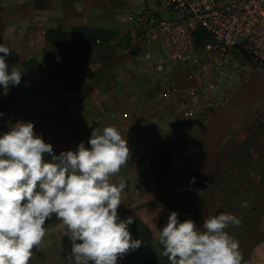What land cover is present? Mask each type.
<instances>
[{
  "label": "crops",
  "instance_id": "crops-1",
  "mask_svg": "<svg viewBox=\"0 0 264 264\" xmlns=\"http://www.w3.org/2000/svg\"><path fill=\"white\" fill-rule=\"evenodd\" d=\"M142 7L143 0H0V43L11 50L9 68L23 73L18 86L7 92L0 88V134L17 122H31L36 135L59 155L76 151L81 142L90 148L96 128H117L130 155L111 182L125 181L121 195L133 197L132 206L125 201L118 207L122 220L144 203L199 182L205 170L198 166L205 157L190 154L194 142L182 144L168 166L162 165L163 154L152 152L171 118L155 105L153 91L164 77L174 79L175 71L168 70V52L159 44H142L141 31L127 21ZM45 159L51 157L45 154ZM145 159L159 165L152 180L131 167ZM130 180L137 182L132 190ZM140 193L150 200L137 206ZM249 212L238 239L241 264H264V200ZM49 228L28 264H71V245L62 232L66 226L60 222ZM51 230L55 241L48 237ZM47 241L55 244L52 250Z\"/></svg>",
  "mask_w": 264,
  "mask_h": 264
},
{
  "label": "clouds",
  "instance_id": "clouds-1",
  "mask_svg": "<svg viewBox=\"0 0 264 264\" xmlns=\"http://www.w3.org/2000/svg\"><path fill=\"white\" fill-rule=\"evenodd\" d=\"M10 53L0 43V88L6 92L23 76L9 68ZM88 144L90 148L81 142L76 151L55 155L31 122H17L0 134V264H28L53 214L66 226L71 264H118L140 248L142 240L129 231L133 218L118 215L126 182H111L128 163V142L117 128L107 126L94 129ZM178 216L171 212L159 231L161 255L168 264H241L239 242L225 231L240 225L235 215L208 217L200 228Z\"/></svg>",
  "mask_w": 264,
  "mask_h": 264
},
{
  "label": "rangeland",
  "instance_id": "rangeland-1",
  "mask_svg": "<svg viewBox=\"0 0 264 264\" xmlns=\"http://www.w3.org/2000/svg\"><path fill=\"white\" fill-rule=\"evenodd\" d=\"M241 71L239 78L227 84L230 89H236L229 101L223 106L213 107L189 129L190 136L185 142H194L197 146L190 150L191 155L205 157L203 164L198 163V166L205 168L201 174L204 176L199 182L183 187L176 194L144 203L140 209L135 208V211L127 213L133 218V223L129 226L130 234L133 239L142 240V244L139 249L120 258L118 264H168L167 258L161 255L163 249L158 241L159 231L166 226L168 216L173 211L179 213L180 222L190 219L197 228L202 227L204 219L208 217L221 213L233 214L241 223L239 226L229 225L225 231L238 241L246 228L245 220L250 215L251 205L264 200V131L257 124V117L264 111V76L246 63ZM173 76L176 84L181 87L190 84L189 76L182 68L177 69ZM170 121L171 118H168L169 130L172 129ZM163 131L158 139L167 135L168 132L163 134ZM152 152H157L159 156L161 153L163 159H167L162 165L168 166L171 162L170 155L164 152L158 140ZM152 164L149 159H145L140 165L131 167L137 172L135 174L144 173L147 180H152V175L159 166L157 163L156 166ZM128 183L131 190L137 184L133 180ZM143 195L140 193L136 197L137 206L142 202H149L148 195ZM132 198L130 195H121V202L126 201L127 207L132 206ZM243 204L247 206L244 207ZM60 222L53 214L44 227H57ZM66 230L65 228L62 232ZM48 235L54 238L53 241L58 237L53 231ZM52 242L47 241L45 244L49 250L55 247ZM36 247L32 249V256L38 251ZM66 262L69 264L70 261ZM41 263L34 261V264Z\"/></svg>",
  "mask_w": 264,
  "mask_h": 264
},
{
  "label": "built area",
  "instance_id": "built-area-1",
  "mask_svg": "<svg viewBox=\"0 0 264 264\" xmlns=\"http://www.w3.org/2000/svg\"><path fill=\"white\" fill-rule=\"evenodd\" d=\"M127 21L141 31L142 44L168 52L170 72L182 68L189 76L186 87L167 76L153 91L155 105L171 117L172 129L157 139L170 158L196 122L229 101L236 89L227 84L245 63L264 76V0H143ZM257 124L264 131V113Z\"/></svg>",
  "mask_w": 264,
  "mask_h": 264
},
{
  "label": "trees",
  "instance_id": "trees-1",
  "mask_svg": "<svg viewBox=\"0 0 264 264\" xmlns=\"http://www.w3.org/2000/svg\"><path fill=\"white\" fill-rule=\"evenodd\" d=\"M202 40H203V38H204V34H201V37H200Z\"/></svg>",
  "mask_w": 264,
  "mask_h": 264
}]
</instances>
